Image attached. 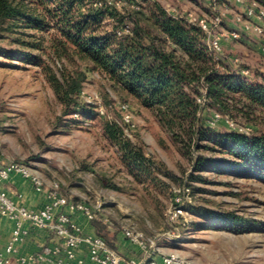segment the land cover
Masks as SVG:
<instances>
[{
	"label": "rangeland",
	"instance_id": "obj_1",
	"mask_svg": "<svg viewBox=\"0 0 264 264\" xmlns=\"http://www.w3.org/2000/svg\"><path fill=\"white\" fill-rule=\"evenodd\" d=\"M124 1V11H132L134 4L139 3L147 11L149 4L144 0ZM159 1L166 7L201 14L211 11L206 0ZM228 9L237 12L240 8L231 5ZM221 10L227 9L222 6ZM26 30L34 35L28 38L43 44V48L27 50L50 62L59 74L65 64L73 68V62L60 60L54 54L52 37L56 30ZM8 36L0 38V45L18 48L20 45L14 38L22 36L21 33ZM225 53L241 58V67L251 71L247 78L264 82V53L260 49L251 50L242 41L230 40ZM84 87L107 108L106 115L65 114L64 105L41 65L0 54V158L23 160L36 167L47 179V187L59 181L62 193L69 199L84 201L95 209L97 217L88 223L112 242L123 238L124 227L135 225L148 236L164 233L160 240L162 252L177 250L198 264H264L263 169L254 165L245 173L222 163L211 164L223 158L239 159L219 149H200L177 140L154 109L115 87L100 71H88ZM124 101L131 104L136 123L132 140L143 142L147 154L164 162L170 172L160 173L161 186L138 178L123 160L119 147L106 135V120L122 125L120 102ZM206 111L205 118L209 119L215 110ZM228 115L239 130L264 134L263 110H257L251 117L243 112ZM214 127L231 129L224 121ZM207 142L211 144L208 140H200L199 144ZM203 157L207 163L200 165ZM104 180L116 187L104 185ZM185 182L191 185L194 199L186 216L172 223L167 216L172 189ZM206 209L235 211L251 220V224L245 227L216 224L203 214ZM178 234V239H170Z\"/></svg>",
	"mask_w": 264,
	"mask_h": 264
},
{
	"label": "trees",
	"instance_id": "obj_2",
	"mask_svg": "<svg viewBox=\"0 0 264 264\" xmlns=\"http://www.w3.org/2000/svg\"><path fill=\"white\" fill-rule=\"evenodd\" d=\"M95 1L0 0V38L11 33L22 35L14 38L18 48L0 45V54L41 65L65 114H99L96 105L82 99L81 90L88 71H100L115 87L154 109L177 140L200 149H219L239 159L223 158L211 164L222 163L245 173L254 165L264 170V134L213 127L205 118L206 107L198 102L205 89L207 107L230 115L243 112L251 117L257 110L264 111V82L240 74V68L229 58L215 62L206 34L184 18L169 14L159 0H144L149 3L147 11L140 3L139 8L124 11L112 6L98 7ZM128 25L130 32L118 34ZM26 29L56 30L52 37L54 54L60 60L73 62V68L65 64L59 74L50 62L27 50L43 48V44L28 38L34 35ZM104 129L137 177L161 186L160 173L170 174L166 164L148 155L144 143L126 136L117 122L106 120ZM200 140L211 144H199ZM203 163H207L204 157L199 164ZM103 183L116 187L108 180ZM203 214L216 224H251V220L235 211L206 209ZM108 241L114 247V242Z\"/></svg>",
	"mask_w": 264,
	"mask_h": 264
},
{
	"label": "built area",
	"instance_id": "obj_3",
	"mask_svg": "<svg viewBox=\"0 0 264 264\" xmlns=\"http://www.w3.org/2000/svg\"><path fill=\"white\" fill-rule=\"evenodd\" d=\"M124 0H96L98 7H117L123 9ZM239 7L235 13V21L240 27L230 28L227 23L226 9L229 6ZM210 14H201L194 10H181L175 6H165L166 11L176 18H184L189 23L198 26L207 37V44L213 60L217 63L229 58L234 66H238L239 73L245 76L250 74L249 68L241 67V58L236 55L228 56L225 53V45L230 40L241 41L251 33L261 38L260 49L264 53V25L253 21L264 20V0H209ZM134 7L139 6L134 4ZM130 32V26L118 30V34ZM82 98L96 105L100 115L107 113V108L100 100L93 97L85 87L81 90ZM209 99L206 90L198 96V102L205 109ZM123 112L122 127L126 136L133 138L136 123L131 112L129 102H120ZM202 111L200 112V114ZM226 122L231 129L250 134L249 130H239L228 114L215 110L208 122L216 126L219 122ZM13 174H20L29 180L34 189L39 193H46L47 202L42 208H33L21 202L22 193L14 196L9 191L0 188V215L10 218L14 227L6 247L0 251V264H12L13 256L19 252L18 244L22 242L30 232L31 227L43 228L52 232L49 243L44 244L40 250L28 254H18L20 264H198L177 250L162 252L160 240L163 234L148 236L135 225L123 228L127 239L136 243L142 250L143 257L126 256L113 247L107 238L95 231L88 232L84 226L76 220L78 215L84 216L91 222L97 217L95 209L84 201H73L62 193L59 181H54L47 187V179L34 166L23 160L6 161L0 158V183L8 180ZM194 196L192 187L188 182L175 186L172 189L171 205L167 210L170 222L176 223L189 212ZM101 206V204L99 205ZM180 234L170 237L178 239ZM85 248L86 255H80L79 251Z\"/></svg>",
	"mask_w": 264,
	"mask_h": 264
},
{
	"label": "crops",
	"instance_id": "obj_4",
	"mask_svg": "<svg viewBox=\"0 0 264 264\" xmlns=\"http://www.w3.org/2000/svg\"><path fill=\"white\" fill-rule=\"evenodd\" d=\"M206 1L209 2V0ZM235 13L236 12L234 10H229L228 8L226 10V18L228 17L227 23L230 28L240 27V25L235 21ZM253 21L259 22L264 25V20L254 19ZM241 41L244 42L251 50L260 49L261 38L254 32L251 33V35H248L246 39H243ZM244 53L248 55L249 52L247 49H245ZM0 188L9 191L14 196H17L18 193H22L23 198L19 200L21 202H24L29 207L42 208L47 202L46 193L37 192L31 182L22 177L20 174H13L8 180L0 183ZM76 220L84 226L86 231H94V227H92L88 223V221H85L82 215H78L76 217ZM13 227L14 222L10 218L0 215V251L6 247ZM52 236V232L47 229L37 228L34 226L31 227L30 232L26 236V238L18 244L19 252L13 256L12 264H20L17 259L18 254H28L40 250L44 244L51 241ZM114 247L126 256H144L140 247L136 243H133L132 241L127 239L125 235L123 236V238H120L114 242ZM79 254L81 256L86 255V249L82 248L79 251ZM87 264H89V262Z\"/></svg>",
	"mask_w": 264,
	"mask_h": 264
}]
</instances>
